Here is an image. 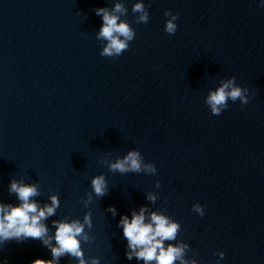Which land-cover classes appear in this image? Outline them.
Wrapping results in <instances>:
<instances>
[{
	"label": "water",
	"instance_id": "95a60500",
	"mask_svg": "<svg viewBox=\"0 0 264 264\" xmlns=\"http://www.w3.org/2000/svg\"><path fill=\"white\" fill-rule=\"evenodd\" d=\"M136 2L0 0V203H18L12 179L38 184L41 205L58 195L60 208L45 222L50 234L53 220H82L91 210L94 241L83 248L100 264H137L126 259L117 224L145 205L180 223L176 242L198 264H264V0H150V19L139 25ZM116 3L136 36L110 59L100 55L107 42L97 39L95 10ZM165 11L178 14L173 36ZM232 76L253 98L213 116L208 91ZM130 150L156 175L113 174L98 163ZM100 174L109 194L84 208ZM148 192L158 194L155 205ZM197 203L203 217L192 211ZM5 259L32 264L51 254L29 239L0 244Z\"/></svg>",
	"mask_w": 264,
	"mask_h": 264
},
{
	"label": "clouds",
	"instance_id": "9594fccd",
	"mask_svg": "<svg viewBox=\"0 0 264 264\" xmlns=\"http://www.w3.org/2000/svg\"><path fill=\"white\" fill-rule=\"evenodd\" d=\"M150 7V0L147 6L144 0L134 3L132 14L137 25L148 23ZM261 7H264V4ZM95 14L100 16L103 22L97 39L107 42L100 55L110 59L118 58L129 50L130 42L136 36L135 30L127 20L121 19V16L127 15V9L122 3H116L111 12L107 8H97ZM164 16L167 18L164 31L169 36L175 35L178 28L176 23L178 14L173 15L171 11H165ZM252 98L249 89L238 85L236 77L232 76L220 80L215 90L209 89L205 105L213 116H220L229 109V101L232 103L239 101L241 106H246ZM112 155L111 152L107 153L98 163L106 166L113 174L143 173L154 176L157 173L155 165L145 162L138 150H130L123 157L117 156L114 162L108 159ZM90 183L91 192L80 200L84 208H90L92 204L109 194L105 175L94 176ZM155 187L161 188L159 181L156 182ZM8 191L9 194H15L18 203L15 206L11 203H0V244L11 241L25 242L29 239L40 241L50 251L51 259H36L32 264H60L63 257L74 259L77 264H100L99 258H86L83 248V245L94 241V237L90 235L93 228L91 210L84 214L82 220L68 217L53 220L52 228L55 231L50 234L45 222L55 216L60 208L58 195H51L50 203L41 205L33 199L41 194L39 185L16 179L10 181ZM145 199L148 204L155 205L158 194L148 192ZM204 207L197 203L192 206V211L203 217ZM106 212L111 213L113 218L118 215L114 206H109ZM117 227L122 229L123 237L127 241L125 256L129 261L135 259L137 264L141 262L142 264H198L194 257H188L191 251L189 245L183 241L176 242L181 225L164 210L153 211L147 205L141 206L138 210H132L130 217L121 215ZM224 255L223 252L218 253L220 259H223ZM3 264H8V261L5 259Z\"/></svg>",
	"mask_w": 264,
	"mask_h": 264
}]
</instances>
